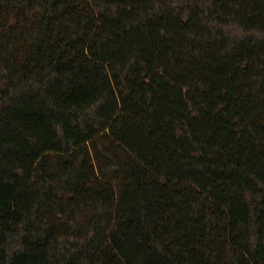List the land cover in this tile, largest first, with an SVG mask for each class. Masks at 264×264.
<instances>
[{
  "label": "trees",
  "instance_id": "16d2710c",
  "mask_svg": "<svg viewBox=\"0 0 264 264\" xmlns=\"http://www.w3.org/2000/svg\"><path fill=\"white\" fill-rule=\"evenodd\" d=\"M0 264H264V0H0Z\"/></svg>",
  "mask_w": 264,
  "mask_h": 264
}]
</instances>
